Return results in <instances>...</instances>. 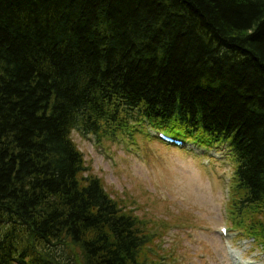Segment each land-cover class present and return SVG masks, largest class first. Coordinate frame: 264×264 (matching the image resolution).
<instances>
[{
  "label": "trees",
  "instance_id": "16d2710c",
  "mask_svg": "<svg viewBox=\"0 0 264 264\" xmlns=\"http://www.w3.org/2000/svg\"><path fill=\"white\" fill-rule=\"evenodd\" d=\"M144 122L227 149L233 226L264 245V0H0V264L173 259L72 138Z\"/></svg>",
  "mask_w": 264,
  "mask_h": 264
},
{
  "label": "rangeland",
  "instance_id": "374dc122",
  "mask_svg": "<svg viewBox=\"0 0 264 264\" xmlns=\"http://www.w3.org/2000/svg\"><path fill=\"white\" fill-rule=\"evenodd\" d=\"M143 124L144 133L132 126L98 138L76 129L72 138L82 152L86 175L101 178L114 199L149 219L162 251L172 248L173 259L158 254L153 262L264 264L263 243L233 226L229 214L226 193L233 167L227 149L211 148L205 156L192 144L175 148ZM223 226L224 237L219 232Z\"/></svg>",
  "mask_w": 264,
  "mask_h": 264
},
{
  "label": "bare ground",
  "instance_id": "6f19581e",
  "mask_svg": "<svg viewBox=\"0 0 264 264\" xmlns=\"http://www.w3.org/2000/svg\"><path fill=\"white\" fill-rule=\"evenodd\" d=\"M104 18L97 16L95 20H92V22L95 23V25H98L99 27H103Z\"/></svg>",
  "mask_w": 264,
  "mask_h": 264
}]
</instances>
